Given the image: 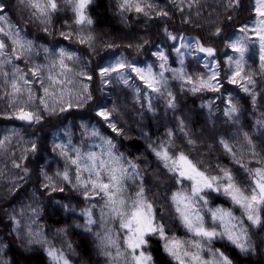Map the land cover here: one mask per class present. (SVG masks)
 Listing matches in <instances>:
<instances>
[{
    "label": "clouds",
    "instance_id": "1",
    "mask_svg": "<svg viewBox=\"0 0 264 264\" xmlns=\"http://www.w3.org/2000/svg\"><path fill=\"white\" fill-rule=\"evenodd\" d=\"M116 2L94 0L96 6L90 12L93 24L81 29L64 0H57L58 14H53L45 32V25L32 16V10L22 6L23 0H0V6L7 9L3 14L14 26L13 30H18L34 45L30 56L22 54L17 60L7 30L0 34L6 53V62L0 66V264H51L45 251L47 247L62 251L71 264H112L97 247V234L105 231L111 233L121 252L126 253V233L120 216L112 214L102 192L96 190L93 195L90 184L82 186L78 182V177L89 178L88 153L105 154L104 158L108 159L104 140L111 142L113 153L122 157L121 164L127 169L120 193L125 211L132 207L139 193L151 204L156 225H163L169 237L178 236L186 244L201 240L205 254L210 248L223 247L233 264H264V227L249 225L242 210L223 190L205 189L194 198V203L205 216L207 226L217 232L219 225L212 221L208 209L217 206L231 209L243 221L241 226L248 228L253 250L244 254L235 249L233 254L234 245L221 235L209 241L188 231L172 195L180 191L191 195V181L179 178L155 154L163 145L173 156L184 153L210 177L222 176L224 170H229L238 183L248 187L252 182L251 169L264 167V125L257 123L258 119H264V78L257 75L254 93H245L228 82L225 65L220 69L221 91L193 93L171 71L180 68L179 61L183 59L186 75H208L205 58L199 52L178 56L171 49L172 45L180 46L178 40L167 39L163 29L166 27L170 33L187 32L186 39L203 37L223 53V44L209 39L210 32L214 31L209 21L219 23L223 19L227 13L221 4L226 0H184L183 5L179 0H152L156 6L154 11L167 12L166 17L152 20L131 15L127 22L121 20ZM246 15L245 12L240 19ZM185 17H190L186 26ZM81 30L92 31L97 36L94 46L79 42L76 33ZM61 32H71L72 36L65 39ZM106 42L118 47L106 49ZM137 44L142 46L138 49ZM61 48L79 58L69 61L74 77L81 70L91 73L98 65L108 64L113 54L124 56L139 67L151 65L159 74L162 72L160 61L152 53L163 50L170 56L167 69L163 70L165 83L159 92H150L131 73L128 84L113 78L110 85H105L98 77L89 82L82 99H73L72 109L64 111L67 98L64 103L54 104L53 98L43 92L44 88L55 91L60 87L49 80L47 66ZM216 58L222 59V56ZM253 59L258 63V56ZM41 65L45 67H41L39 78L33 76L30 69ZM14 68L22 70L31 81L26 85L21 82V91L16 94L12 93L11 81L20 73L14 75ZM75 86L79 89V82ZM137 89L141 92L139 98L135 95ZM169 93L175 97L174 107L167 103ZM42 97L47 101V108L41 103ZM146 97L151 98V109ZM229 97L239 108L232 116L225 115L224 111ZM19 108L35 113L40 119L16 120L12 113ZM101 108L112 113L110 121L97 117L96 112ZM110 123L117 126L119 134L112 131ZM93 130L97 135L91 134ZM225 144L231 151L225 149ZM253 150L255 156L251 155ZM77 158L78 163L73 164L72 160ZM129 162L136 167L132 168ZM65 172L68 179L62 175ZM104 179L107 181L108 176ZM85 192L89 193L87 197ZM84 209L91 210L94 224L87 223ZM163 244L159 233L149 234L144 250L152 257L150 264H177ZM127 255L131 264L130 254Z\"/></svg>",
    "mask_w": 264,
    "mask_h": 264
},
{
    "label": "snow or ice",
    "instance_id": "2",
    "mask_svg": "<svg viewBox=\"0 0 264 264\" xmlns=\"http://www.w3.org/2000/svg\"><path fill=\"white\" fill-rule=\"evenodd\" d=\"M184 0H179L180 5H183ZM65 7L70 8L74 16V22L79 25L81 29L85 26H91L93 19L90 14L96 4L94 0H64ZM24 7L31 9L32 16L38 20L42 25H45L44 31L47 32V25L51 23L54 13L58 14L57 0H23ZM226 15L217 23L216 21H209L210 40H219L225 49L221 50L206 43L203 37L193 36L186 39L184 33H170L165 27L163 29L167 39L181 41L180 46H171V49L176 51L178 56L188 55L189 53L199 52L204 54V67L208 70V75L197 74L195 77L185 74L183 67L184 61L180 59V68L171 69L177 77L185 84L190 86L193 93L200 91L219 92L222 88L220 69L227 66V80L230 84L238 86L241 91L245 93H254L256 85V77L259 75L264 78V0H226L222 2ZM156 8L152 0H117L116 10L121 16L123 22L135 15L137 17H144L152 20H159L167 16V12L154 11ZM191 8V4H189ZM7 9L0 6V34L5 33L12 41L13 49L17 60L22 54L31 55L33 49V42L26 41L18 30H13L14 26L8 20V17L3 13ZM247 15L244 19L240 16L244 13ZM200 13L197 12V16ZM190 17H185V26ZM60 35L65 39H70L71 32H61ZM76 36L81 44H88L89 47L95 45L97 36L92 32H85L83 30L76 33ZM147 41H145V44ZM131 45H129L130 47ZM142 45L137 44L139 49ZM106 49L118 47L112 43H105ZM5 44L0 41V66L5 61L6 53L3 51ZM187 50V51H185ZM251 53V55H250ZM160 61L161 73H155L152 66L139 67L135 63H131L124 56H115L108 64L98 65L91 73L81 70L78 75L73 76V68L69 61H76L79 58L74 57L73 54L64 48L59 49L55 53V59L48 67V78L53 85L59 84L60 87L55 91H50L44 88L45 96H51L53 103H64L67 98V103H64L62 110L67 111L72 109L73 99H82V92L89 89V82L95 81L98 77L101 83L110 85L115 78L117 81L128 84L129 73L148 89L150 92H159L161 85L165 83L163 80V70L167 69L168 61L170 59L169 53L163 50L152 53ZM218 55L222 59H217ZM253 56H258V63ZM251 61V63H250ZM43 65L32 67L30 72L33 76L39 78V73ZM14 75L20 73L18 78L11 81L12 93L16 94L21 91V82L25 85L30 84L31 81L28 76L19 68L13 69ZM55 73H58L56 75ZM7 75V73H5ZM79 82L80 88L75 85ZM30 94V89H29ZM135 95L139 98L141 92L136 90ZM169 100L167 101L169 107L175 106V97L169 93ZM146 102L151 109V98L146 97ZM41 103L47 108V101L42 97ZM253 103H255V96L253 95ZM225 115L232 116L239 112L237 104H234L231 98L225 100ZM12 115L16 120L33 121L39 120L40 117L35 113L25 110L24 108L17 109ZM97 117L104 121L112 119V113L101 108L96 112ZM258 124L264 125V119H258ZM113 132L119 134V129L114 123L108 125ZM92 135H97L95 130ZM107 146L105 154H97L95 152L88 153V159L91 161V172L87 180L79 179L78 182L82 186L91 185L93 195H96V190H99L106 197V205L114 215L121 218V227L125 230L124 244L126 253L121 252L117 241L112 237L111 233L105 231L102 235L97 234V247L102 254L106 255L112 264H128L130 254L131 264H150L152 257L145 252V245L148 243L150 233H159L160 239L164 241V250L171 256L177 264H233L232 258L227 254L224 248L208 249L205 254L204 244L201 240H191L187 244L184 239L178 236L169 237L163 225L157 226L155 217L152 213L151 204L147 203L141 196L137 194V199L132 207L125 211L124 200L120 196L122 192L121 182L127 174V169L121 164V156L113 153L111 142L104 140ZM225 149L231 151L229 145L225 144ZM57 147L63 148L62 145ZM36 145L32 146L35 150ZM77 152L79 150L77 149ZM62 154H67L62 152ZM156 156L164 163L165 167L174 172L181 179H188L191 181L192 192L189 195L187 192H176L172 195V200L176 205V210L185 224L189 232L194 233L197 237H203L211 241L217 235L226 238L232 245L234 250L239 249L241 253L249 254L253 250L251 238L248 228L242 227L243 221L236 217L231 209L223 207L209 208L208 214L214 223H218L220 231L217 232L215 228H209L206 223L205 216L200 212L194 198L205 189H212L214 191L223 190L231 202L238 206L246 217L249 225L264 227V167H254L251 169L252 182L251 187L243 186L238 183L233 174L229 170H224L222 176H208L207 173L200 170L193 161L184 153L172 155L168 148L161 145L156 150ZM255 156L254 150L251 153ZM99 163L97 164V159ZM243 160V154H241ZM73 164L78 163V158L72 160ZM258 163V161H257ZM132 168L136 165L129 162ZM64 179H68V173L62 174ZM105 175L108 180L104 179ZM85 197L89 195L84 193ZM204 203L208 201L205 199ZM88 224H94L95 220L92 218L90 209L83 210ZM15 222V221H14ZM36 235H39L37 233ZM191 246V250L189 248ZM115 249V252L111 249ZM51 264H71L70 259L62 251L55 247H47L45 249Z\"/></svg>",
    "mask_w": 264,
    "mask_h": 264
},
{
    "label": "trees",
    "instance_id": "3",
    "mask_svg": "<svg viewBox=\"0 0 264 264\" xmlns=\"http://www.w3.org/2000/svg\"><path fill=\"white\" fill-rule=\"evenodd\" d=\"M184 34H185V36H187V35H188V33H187V32H185ZM178 41H179V40H178ZM178 41H177V44H178ZM225 51H228V50H227V49H225ZM232 252H233V254H235V250H234V249L232 250Z\"/></svg>",
    "mask_w": 264,
    "mask_h": 264
},
{
    "label": "rangeland",
    "instance_id": "4",
    "mask_svg": "<svg viewBox=\"0 0 264 264\" xmlns=\"http://www.w3.org/2000/svg\"><path fill=\"white\" fill-rule=\"evenodd\" d=\"M181 43V41H178V45ZM201 57H204V54H199Z\"/></svg>",
    "mask_w": 264,
    "mask_h": 264
}]
</instances>
